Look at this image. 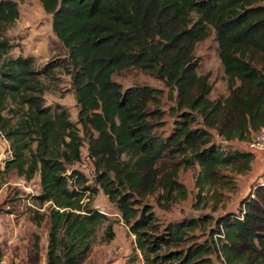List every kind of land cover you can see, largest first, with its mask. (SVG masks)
Here are the masks:
<instances>
[{
    "label": "trees",
    "instance_id": "trees-1",
    "mask_svg": "<svg viewBox=\"0 0 264 264\" xmlns=\"http://www.w3.org/2000/svg\"><path fill=\"white\" fill-rule=\"evenodd\" d=\"M38 1L67 54L42 69L33 58L11 57L5 33L18 21L19 5L0 1V132L13 154L6 171L28 180L39 174L36 201L58 209L47 264L87 261L105 218L84 199L100 190L134 236L144 264H264L263 183L253 186L238 213L218 218L165 223L150 203L168 211L187 200L180 172L198 169L193 209L207 208L212 198L217 211L221 190L237 187L225 170L251 171L256 156L234 143L249 142L264 128V0ZM212 36L227 85V95L216 99L195 53ZM55 68L71 77L81 130L67 111L44 106L43 80ZM128 72L154 78L168 92L139 82L124 88L115 78ZM11 106L15 116H4ZM86 144L95 166L92 185L79 170L68 174ZM210 223L202 240L196 232Z\"/></svg>",
    "mask_w": 264,
    "mask_h": 264
},
{
    "label": "rangeland",
    "instance_id": "rangeland-1",
    "mask_svg": "<svg viewBox=\"0 0 264 264\" xmlns=\"http://www.w3.org/2000/svg\"><path fill=\"white\" fill-rule=\"evenodd\" d=\"M2 1V0H0ZM18 3L20 17L13 28L6 33V39L12 46L10 56L13 58H33L37 69H42L52 63H61L66 57V50L55 36L52 29V16L48 15L38 0H12ZM196 57L200 62L199 73L210 75L213 92L211 99L227 95V85L224 70L218 55V45L215 37L198 44ZM116 81L128 88L139 82L154 88L168 90L160 81L146 77L141 73L128 72L116 76ZM45 86L44 106L51 110L67 111L70 120L81 130L78 115L80 107L76 101L71 85V77L62 69L55 68L51 78L43 80ZM172 106L168 95L164 98V108ZM18 109H11L4 113L6 117L15 116ZM173 119H169L172 122ZM170 125V124H169ZM169 127V126H168ZM171 128V127H170ZM83 135V131H81ZM248 142H236L235 148L248 151ZM11 143L0 132V264H47L49 252V235L54 225V212L58 210L53 203L41 204L36 201L41 192V179L37 174L31 180L21 177L18 172H7L6 162L12 159ZM72 170H79L94 184L95 166L89 158L87 144L82 149V161L68 167V174ZM226 174L234 177L236 190L222 189L223 197L214 211L215 201L211 198L207 208L193 209L197 202L196 178L198 169L181 170L180 181L187 188L188 198L174 204L170 210L164 211L150 200L155 206L161 221L182 220L188 217L209 215L214 218L225 213H238L243 200L252 193L253 186L264 184V169L253 168L244 175H235L231 169ZM84 204L90 209L99 211L105 219L91 238L92 252L84 264H144L143 256L136 252L135 238L122 220L117 208L100 190L94 197L84 199ZM54 211V212H53ZM43 218L38 224L39 218ZM213 223L206 231L198 230L196 234L202 240L208 237ZM114 234V239L108 237ZM215 264H222L215 260Z\"/></svg>",
    "mask_w": 264,
    "mask_h": 264
},
{
    "label": "built area",
    "instance_id": "built-area-1",
    "mask_svg": "<svg viewBox=\"0 0 264 264\" xmlns=\"http://www.w3.org/2000/svg\"><path fill=\"white\" fill-rule=\"evenodd\" d=\"M247 150L255 156L264 154V128L247 143Z\"/></svg>",
    "mask_w": 264,
    "mask_h": 264
},
{
    "label": "crops",
    "instance_id": "crops-1",
    "mask_svg": "<svg viewBox=\"0 0 264 264\" xmlns=\"http://www.w3.org/2000/svg\"><path fill=\"white\" fill-rule=\"evenodd\" d=\"M253 168L256 169H264V154H259L256 156L255 161L253 163Z\"/></svg>",
    "mask_w": 264,
    "mask_h": 264
}]
</instances>
